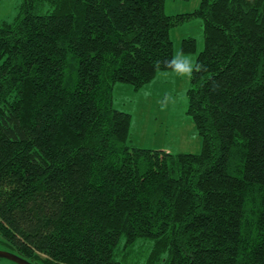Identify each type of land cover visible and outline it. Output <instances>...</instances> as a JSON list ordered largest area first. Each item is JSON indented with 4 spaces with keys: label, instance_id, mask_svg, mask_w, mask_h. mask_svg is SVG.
I'll list each match as a JSON object with an SVG mask.
<instances>
[{
    "label": "trees",
    "instance_id": "16d2710c",
    "mask_svg": "<svg viewBox=\"0 0 264 264\" xmlns=\"http://www.w3.org/2000/svg\"><path fill=\"white\" fill-rule=\"evenodd\" d=\"M193 18L201 151L134 146L115 87L174 70ZM0 242L32 264H264V0H21L0 22Z\"/></svg>",
    "mask_w": 264,
    "mask_h": 264
},
{
    "label": "rangeland",
    "instance_id": "374dc122",
    "mask_svg": "<svg viewBox=\"0 0 264 264\" xmlns=\"http://www.w3.org/2000/svg\"><path fill=\"white\" fill-rule=\"evenodd\" d=\"M21 0H0V22L12 19ZM201 0H165L168 15L190 13ZM203 20L193 18L171 32L174 42L176 68L165 71L143 89L128 84H118L114 90V107L132 116L131 144L140 148L162 149L171 153H199L202 140L195 124L187 114V91L198 54L204 49ZM194 38L197 52L183 53L182 40ZM189 61L191 63H189ZM150 244L147 243V251ZM0 242V251L11 252ZM144 250V255L147 253ZM12 253V252H11ZM0 264H17L0 259Z\"/></svg>",
    "mask_w": 264,
    "mask_h": 264
},
{
    "label": "water",
    "instance_id": "95a60500",
    "mask_svg": "<svg viewBox=\"0 0 264 264\" xmlns=\"http://www.w3.org/2000/svg\"><path fill=\"white\" fill-rule=\"evenodd\" d=\"M0 259H8L17 264H32L30 261L11 252L0 251Z\"/></svg>",
    "mask_w": 264,
    "mask_h": 264
},
{
    "label": "clouds",
    "instance_id": "9594fccd",
    "mask_svg": "<svg viewBox=\"0 0 264 264\" xmlns=\"http://www.w3.org/2000/svg\"><path fill=\"white\" fill-rule=\"evenodd\" d=\"M174 61H175V58H174ZM189 63H191V62L189 61ZM192 67H194L195 70L199 71V70H200L201 68H203L204 66H203V65H200V64H193Z\"/></svg>",
    "mask_w": 264,
    "mask_h": 264
}]
</instances>
